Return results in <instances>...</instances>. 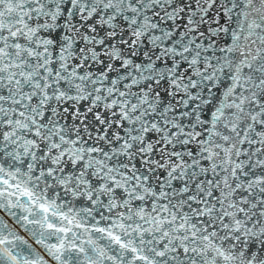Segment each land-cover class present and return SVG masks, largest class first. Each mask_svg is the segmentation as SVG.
Returning a JSON list of instances; mask_svg holds the SVG:
<instances>
[{"label": "snow or ice", "instance_id": "snow-or-ice-1", "mask_svg": "<svg viewBox=\"0 0 264 264\" xmlns=\"http://www.w3.org/2000/svg\"><path fill=\"white\" fill-rule=\"evenodd\" d=\"M0 264H264V0H0Z\"/></svg>", "mask_w": 264, "mask_h": 264}]
</instances>
